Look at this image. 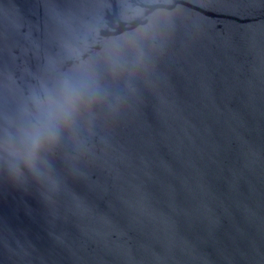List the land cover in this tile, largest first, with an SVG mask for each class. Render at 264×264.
I'll return each instance as SVG.
<instances>
[{
  "label": "water",
  "instance_id": "95a60500",
  "mask_svg": "<svg viewBox=\"0 0 264 264\" xmlns=\"http://www.w3.org/2000/svg\"><path fill=\"white\" fill-rule=\"evenodd\" d=\"M0 264H264V0H0Z\"/></svg>",
  "mask_w": 264,
  "mask_h": 264
}]
</instances>
